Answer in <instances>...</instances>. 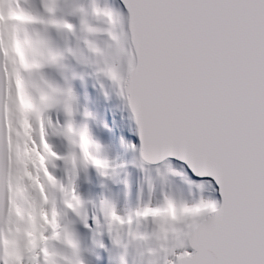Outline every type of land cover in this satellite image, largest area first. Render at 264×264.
Instances as JSON below:
<instances>
[{
    "label": "snow or ice",
    "instance_id": "1",
    "mask_svg": "<svg viewBox=\"0 0 264 264\" xmlns=\"http://www.w3.org/2000/svg\"><path fill=\"white\" fill-rule=\"evenodd\" d=\"M0 264H264V0H0Z\"/></svg>",
    "mask_w": 264,
    "mask_h": 264
}]
</instances>
